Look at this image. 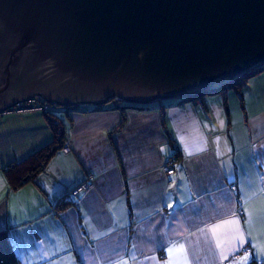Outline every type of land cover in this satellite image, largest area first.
Here are the masks:
<instances>
[{"label":"crops","instance_id":"1","mask_svg":"<svg viewBox=\"0 0 264 264\" xmlns=\"http://www.w3.org/2000/svg\"><path fill=\"white\" fill-rule=\"evenodd\" d=\"M127 105L56 114L69 150L15 189L3 168L53 136L39 112L0 115V232L19 264H264V70L194 102Z\"/></svg>","mask_w":264,"mask_h":264},{"label":"water","instance_id":"2","mask_svg":"<svg viewBox=\"0 0 264 264\" xmlns=\"http://www.w3.org/2000/svg\"><path fill=\"white\" fill-rule=\"evenodd\" d=\"M264 67V0H0V112L204 93Z\"/></svg>","mask_w":264,"mask_h":264},{"label":"trees","instance_id":"3","mask_svg":"<svg viewBox=\"0 0 264 264\" xmlns=\"http://www.w3.org/2000/svg\"><path fill=\"white\" fill-rule=\"evenodd\" d=\"M264 70V67L255 69L253 71H250L248 73H246L243 76L240 77H236L233 79H225L226 81H231L230 83H227L225 85L216 87V88H212L207 90L204 93H200L197 95H193L190 97V99H187V101L189 102H194L198 99H202L203 95L206 94H217V93H221L226 91L227 89H238L242 83L245 81V79H247L249 76ZM224 80V79H223ZM38 99V103L43 102L44 100L40 97L37 96ZM240 103L242 104V98H239ZM114 101L113 99H110L108 103H104V104H100V105H90L91 107L94 106V108H99V107H104L107 104H111ZM186 101V100H184ZM46 102V101H44ZM21 106L26 105V101L20 102ZM49 104L53 105V110H51L50 112H53L51 114H49L47 111H36L39 112L40 114H42L44 116V118L46 119V122L48 124V126L51 129L52 132V140L43 145L40 146L39 148L35 149L33 152H31L30 154H28L27 156H25L24 158L14 161L10 164H7L4 168H3V173L4 176L7 180L8 185L15 189L21 185H23L26 182L32 181L33 178L36 176L37 173L41 172L42 170H44L47 162L49 161V159L52 157V155L54 154V152L59 148L62 149V146L64 144L65 141L69 142V133L66 129V127L64 126V123L62 122V120H60L59 117L56 116V114H61L63 111H67L70 112L71 110L76 109V111H80V110H86L89 108V104H75L69 107H60L57 106L54 103H50ZM126 105L127 104H132L133 103H128L125 102ZM31 105V103L29 104ZM130 106V105H127ZM110 107V106H109ZM113 107V106H112ZM110 107V109H115V107ZM14 113H18V112H14ZM0 115H4L2 114V112H0ZM6 115V114H5ZM178 154V152L176 153ZM176 162V158L174 157H170L166 162V163H171L172 165V170L174 168V164ZM164 164V165H165ZM68 197L67 200H60L59 202H57V207L56 209H63L64 207H66L68 204H73L74 205V201H72L70 198H73V195L67 194L66 195ZM0 264H19V260L13 250L12 244L9 241L6 233L4 232H0ZM253 264V262H252Z\"/></svg>","mask_w":264,"mask_h":264},{"label":"built area","instance_id":"4","mask_svg":"<svg viewBox=\"0 0 264 264\" xmlns=\"http://www.w3.org/2000/svg\"><path fill=\"white\" fill-rule=\"evenodd\" d=\"M38 99L37 96L35 97H31L30 99H28V101H26V105L21 106V103H18L12 107H9L8 109H6L5 111L2 112V114H9V113H14V112H26V111H51L54 107L53 105L49 104L48 102H41L38 103ZM40 100V99H39ZM31 103V105H29ZM69 142L65 141L62 149L64 151L69 150ZM165 170H167L168 172H172V166L170 163H166L164 165ZM83 184L85 185H90L89 181L85 180V182H83ZM78 192V190H76V187L73 188L72 190H70L68 192V194H76ZM250 250L249 248H244L243 250H241L240 252L236 253L234 255L235 259H239L241 257V255L248 253Z\"/></svg>","mask_w":264,"mask_h":264},{"label":"rangeland","instance_id":"5","mask_svg":"<svg viewBox=\"0 0 264 264\" xmlns=\"http://www.w3.org/2000/svg\"><path fill=\"white\" fill-rule=\"evenodd\" d=\"M221 82V81H220ZM213 85H215V83H213ZM26 101H28V100H26ZM113 102H116V103H119V104H126L124 101L123 102H120L119 100H117V99H114V101ZM153 102H157V101H153ZM151 103V102H150ZM149 104V103H148ZM90 105H92V104H89L88 106H89V108H91L90 107ZM17 106V105H16ZM60 107H62V106H60ZM92 107H94V106H92ZM53 110V109H52ZM49 114H51V113H53V112H50V111H47ZM171 164V163H170ZM172 166V165H171ZM164 167V166H163ZM163 171L164 172H166V173H171V172H168L167 170H165V168H163ZM86 177H91V175L90 174H88ZM85 180H87V181H89V183H90V178H87V179H84V180H82L80 183H78L76 186H74L73 188H75L76 187V190H78V192H80L81 190H85V189H88V188H90V185H85V184H83V182H85ZM27 183V182H26ZM72 188V189H73ZM71 189V190H72ZM77 192V193H78ZM76 193V194H77ZM76 194H70V195H73V196H75ZM236 254V253H235Z\"/></svg>","mask_w":264,"mask_h":264},{"label":"snow or ice","instance_id":"6","mask_svg":"<svg viewBox=\"0 0 264 264\" xmlns=\"http://www.w3.org/2000/svg\"><path fill=\"white\" fill-rule=\"evenodd\" d=\"M256 195H260L261 198L264 199V189H261V191L259 193H257ZM251 198H254V197H251ZM245 199L247 200V199H250V198L249 197H245ZM259 216L264 217V211H262L261 213H259ZM252 219H253V217H252V215L250 213L249 223L252 221ZM240 246L242 247V245H240ZM169 251H170V253L172 252L171 249ZM240 264H245V262L244 261H241Z\"/></svg>","mask_w":264,"mask_h":264}]
</instances>
